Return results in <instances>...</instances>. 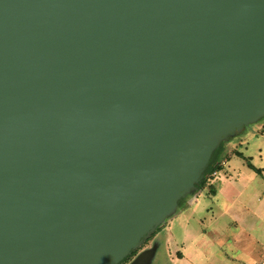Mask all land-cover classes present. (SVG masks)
I'll list each match as a JSON object with an SVG mask.
<instances>
[{
  "label": "water",
  "instance_id": "95a60500",
  "mask_svg": "<svg viewBox=\"0 0 264 264\" xmlns=\"http://www.w3.org/2000/svg\"><path fill=\"white\" fill-rule=\"evenodd\" d=\"M262 119L264 0H0V264H120Z\"/></svg>",
  "mask_w": 264,
  "mask_h": 264
},
{
  "label": "crops",
  "instance_id": "0c3cea01",
  "mask_svg": "<svg viewBox=\"0 0 264 264\" xmlns=\"http://www.w3.org/2000/svg\"><path fill=\"white\" fill-rule=\"evenodd\" d=\"M263 121L249 127V157L223 156L212 186L198 187L149 237L151 264L162 246L168 264H264Z\"/></svg>",
  "mask_w": 264,
  "mask_h": 264
},
{
  "label": "rangeland",
  "instance_id": "374dc122",
  "mask_svg": "<svg viewBox=\"0 0 264 264\" xmlns=\"http://www.w3.org/2000/svg\"><path fill=\"white\" fill-rule=\"evenodd\" d=\"M261 123H259L257 125H253V126H258ZM234 149L243 152L246 156L249 157V128L247 129L246 132L242 133L241 135L231 139L230 141L222 143L221 149L219 151L220 152V157H219L220 163H221V160L224 158L223 156L231 155L233 153ZM210 186H211V180L207 179L205 181V183L203 184V187L207 188ZM184 200L185 199H182L180 201L179 204H181V206H182ZM195 227L198 228L199 225L195 224ZM163 240L165 241V239H163ZM151 247H152V241L148 238L145 241V243H143V245L137 251H135L134 254L129 256L123 264H130L139 253H141L142 251H145V250H149ZM164 253H165V246H162L161 249H159L156 260L153 262V264H168V262L166 261V258H163Z\"/></svg>",
  "mask_w": 264,
  "mask_h": 264
},
{
  "label": "trees",
  "instance_id": "16d2710c",
  "mask_svg": "<svg viewBox=\"0 0 264 264\" xmlns=\"http://www.w3.org/2000/svg\"><path fill=\"white\" fill-rule=\"evenodd\" d=\"M222 145V144H221ZM221 145L218 147V149H216V151L213 153L205 171H204V179L201 181V183L199 184V188H202L203 187V184L205 183V181L207 179H209L211 177V175L214 173V172H217L218 170H220V160H219V157H220V149H221ZM249 165V164H248ZM180 205V204H179ZM134 252H132V254H134ZM131 254V255H132ZM130 255V256H131ZM129 257V256H128ZM127 257V258H128ZM125 258L120 264H123L126 259Z\"/></svg>",
  "mask_w": 264,
  "mask_h": 264
},
{
  "label": "built area",
  "instance_id": "2783aa9c",
  "mask_svg": "<svg viewBox=\"0 0 264 264\" xmlns=\"http://www.w3.org/2000/svg\"><path fill=\"white\" fill-rule=\"evenodd\" d=\"M214 176H215V172L211 175V177L209 178L210 180H211V186H212V184H213V178H214Z\"/></svg>",
  "mask_w": 264,
  "mask_h": 264
}]
</instances>
